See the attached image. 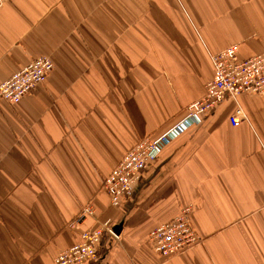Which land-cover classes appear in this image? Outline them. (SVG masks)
Returning a JSON list of instances; mask_svg holds the SVG:
<instances>
[{
    "label": "crops",
    "instance_id": "1",
    "mask_svg": "<svg viewBox=\"0 0 264 264\" xmlns=\"http://www.w3.org/2000/svg\"><path fill=\"white\" fill-rule=\"evenodd\" d=\"M230 46L264 52V0L5 1L0 82L41 56L54 68L18 103L0 99V264H56L105 221L116 236L92 264H264V96L226 98L119 206L103 188L137 142L205 94L211 56ZM89 202L95 215L75 223ZM188 205L203 242L161 256L151 231Z\"/></svg>",
    "mask_w": 264,
    "mask_h": 264
},
{
    "label": "built area",
    "instance_id": "2",
    "mask_svg": "<svg viewBox=\"0 0 264 264\" xmlns=\"http://www.w3.org/2000/svg\"><path fill=\"white\" fill-rule=\"evenodd\" d=\"M7 0H0V7ZM214 76L207 83L205 94L187 107L186 115L164 133L137 142L122 158L113 171L104 178L103 188L110 194L111 202L119 206L133 193L134 184L143 178L144 172L160 156L162 150L176 137L212 114L226 98L237 99L242 94L264 96V52L242 59L238 48L230 46L211 56ZM54 68L51 58L41 56L31 60L10 78L0 82V99L11 104L18 103L26 95L44 84ZM246 120L239 107L231 116L233 125ZM192 205L180 211L173 220L151 231L149 240L155 252L172 257L203 242L191 221ZM95 215L92 202L85 204L75 223L84 222ZM106 233H115L110 221L81 234L78 243L62 250L56 264H92L100 257V247Z\"/></svg>",
    "mask_w": 264,
    "mask_h": 264
}]
</instances>
